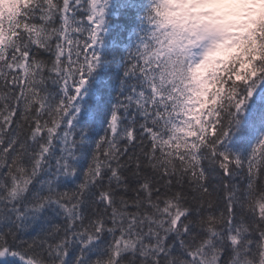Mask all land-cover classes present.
I'll list each match as a JSON object with an SVG mask.
<instances>
[{
	"label": "snow or ice",
	"instance_id": "snow-or-ice-1",
	"mask_svg": "<svg viewBox=\"0 0 264 264\" xmlns=\"http://www.w3.org/2000/svg\"><path fill=\"white\" fill-rule=\"evenodd\" d=\"M108 6L39 4L25 23L46 29V41L24 42L0 63V264H264V133L246 156L228 148L264 76L210 140L173 156L162 151L160 113L147 104L131 51L114 58L115 100L103 111L102 94L91 100L108 63L100 52ZM21 58L35 70L23 83ZM98 119L104 132L93 141ZM65 181L74 186L58 190ZM46 210L59 222L24 238Z\"/></svg>",
	"mask_w": 264,
	"mask_h": 264
},
{
	"label": "trees",
	"instance_id": "trees-1",
	"mask_svg": "<svg viewBox=\"0 0 264 264\" xmlns=\"http://www.w3.org/2000/svg\"><path fill=\"white\" fill-rule=\"evenodd\" d=\"M50 3L51 0H0V63L8 58L9 53L19 55L15 50L22 48L24 42L39 44L46 41L48 35L46 29L25 23V21L39 4L47 7ZM5 5H8L7 10L4 8ZM155 18L153 0H109V6L105 12L103 44L100 49L103 58L108 63L101 66L93 80L95 95L91 97V100H96L102 94L106 103L99 106L101 111L115 100L121 85L122 67L114 58H118L122 63L128 52L131 51V60L135 65L134 70L140 76L147 92V104L150 108L158 109L160 113L157 120L164 130L165 136V140L162 141V151L173 156L190 155L215 135L219 123L235 106L237 97L244 88L257 78L264 76V35L260 39V51L255 55V59H252V55L247 57L253 67L252 77L244 75L242 80L236 79L238 61L229 65L228 71L223 75H218L215 79L212 101H207L206 105V113H214L215 120H211L205 126L206 131H202L198 127L192 135L187 127L176 124L178 99L172 92L164 91L167 69L155 53L151 28ZM11 70L16 71L15 64ZM34 71V69L28 68L26 58H21L19 67L21 82L28 79ZM97 82L101 85L110 84L111 87L97 88ZM262 98L254 97L249 101L245 113L253 117L247 119L244 117L245 113L242 115L240 131L231 138L228 144L230 150L242 156L248 154L257 140V138L253 139L252 134L256 132L258 126L254 129L253 126L258 124L256 119L262 110L256 108L255 105ZM84 100L90 101L88 94L85 95ZM103 132V123L98 119L92 125V140L103 135ZM251 140H253V143L250 144L252 146L245 149V144ZM86 165V156L78 160V167L81 169ZM76 179L79 180V177ZM73 186L71 181L59 182L57 185L58 190ZM53 222L58 223L59 217L53 218L51 211L46 210L39 219L28 221V227L21 235L24 238H29L41 234Z\"/></svg>",
	"mask_w": 264,
	"mask_h": 264
},
{
	"label": "clouds",
	"instance_id": "clouds-1",
	"mask_svg": "<svg viewBox=\"0 0 264 264\" xmlns=\"http://www.w3.org/2000/svg\"><path fill=\"white\" fill-rule=\"evenodd\" d=\"M161 21L177 38L187 34L198 41L208 40L199 62L187 73L197 100L215 87L217 75L237 61L236 79L252 77L247 57L255 59L253 34L258 27L264 28V0H167Z\"/></svg>",
	"mask_w": 264,
	"mask_h": 264
},
{
	"label": "rangeland",
	"instance_id": "rangeland-1",
	"mask_svg": "<svg viewBox=\"0 0 264 264\" xmlns=\"http://www.w3.org/2000/svg\"><path fill=\"white\" fill-rule=\"evenodd\" d=\"M158 1L162 2L161 5L167 2V0H158ZM165 28L167 27L162 26L161 24V29L159 31V35L161 37H164ZM165 32H166L167 40L165 42L159 40L160 46H164L165 44H167L166 47L169 53L181 52V55L189 56V58L191 59L192 66L199 62L201 53L204 47L208 44V40L198 41L196 36L183 35L179 37L180 41H177L176 40L177 37L172 32L171 27Z\"/></svg>",
	"mask_w": 264,
	"mask_h": 264
}]
</instances>
